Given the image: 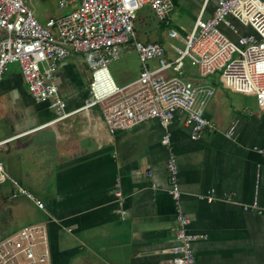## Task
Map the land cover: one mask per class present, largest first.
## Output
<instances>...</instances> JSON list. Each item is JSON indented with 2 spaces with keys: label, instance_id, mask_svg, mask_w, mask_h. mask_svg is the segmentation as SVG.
I'll list each match as a JSON object with an SVG mask.
<instances>
[{
  "label": "crops",
  "instance_id": "crops-1",
  "mask_svg": "<svg viewBox=\"0 0 264 264\" xmlns=\"http://www.w3.org/2000/svg\"><path fill=\"white\" fill-rule=\"evenodd\" d=\"M172 1L185 36L190 30L181 21L195 22L201 12L210 17L218 0ZM160 36L154 40L164 43ZM138 76L116 85L126 86ZM183 76L201 81L189 69ZM91 80L83 55L72 53L59 63L55 82L73 113L52 121L54 110L34 99L20 65H7L0 82V140L14 138L0 151V159L10 175L46 204L44 211L29 199L34 206L23 225L7 234L47 221L52 264H171L177 220L167 162L173 153L182 208L191 218L189 231L202 235L193 242L197 263L264 264V213L244 207L257 200L264 208V154L254 149L264 147V112L256 100H239L232 108L214 78L217 89L206 111L216 132L194 140L177 114L168 127L152 118L111 134L101 105L84 108ZM231 126L234 138L224 132ZM167 131L169 145L163 143ZM117 182L125 197L124 216L114 194ZM199 194L215 198L208 201ZM5 198H11L10 188L1 186L0 201Z\"/></svg>",
  "mask_w": 264,
  "mask_h": 264
},
{
  "label": "built area",
  "instance_id": "built-area-1",
  "mask_svg": "<svg viewBox=\"0 0 264 264\" xmlns=\"http://www.w3.org/2000/svg\"><path fill=\"white\" fill-rule=\"evenodd\" d=\"M58 5L68 12L42 22L32 8V0H0V82L7 65L17 62L34 99L54 110L52 121L73 113L67 110L55 82L59 63L72 53L83 55L92 70L90 97L84 108L101 105L111 134L152 118L168 127L177 114L183 117L194 140L206 131L216 132L218 127L206 109L217 89L212 76L218 73L223 88L253 94L264 112V0H218L212 15L204 18L201 12L185 36L170 25L172 0H60ZM146 5L157 20L170 25V37L182 38L184 47L172 45L174 56L168 55L162 41L139 38L134 18ZM223 27L237 38L232 39ZM246 27L251 30L245 31ZM129 46L137 51L141 70L135 80L119 87L109 65ZM186 58L197 67L201 81L183 76ZM152 61L156 65L151 66ZM224 132L234 138L235 126ZM170 136L167 131L164 144H170ZM13 138L0 140V151ZM254 149L264 154V147ZM167 169L177 220L170 263L198 264L193 242L202 235L189 231L191 218L182 208L179 167L173 153ZM7 184L11 198L25 196L46 211L45 202L10 175L0 159V187ZM114 194L124 216L125 197L119 182ZM199 196L208 201L215 198L212 194ZM244 207L264 213L257 200ZM0 264H52L47 221L26 224L0 237Z\"/></svg>",
  "mask_w": 264,
  "mask_h": 264
},
{
  "label": "rangeland",
  "instance_id": "rangeland-1",
  "mask_svg": "<svg viewBox=\"0 0 264 264\" xmlns=\"http://www.w3.org/2000/svg\"><path fill=\"white\" fill-rule=\"evenodd\" d=\"M59 1L60 0H35V14L36 16L42 21V18H46L51 16H56L61 13L68 12V8H60L59 7ZM138 15L137 19L135 20V29L139 36V38L143 41L145 40H154L160 37L164 39V45L171 54H175V51L169 46L170 43H174L175 45L184 47L183 42H181L180 38L178 37H170L168 35V28L174 27L178 30L179 33H181V27L180 24L176 20L177 18V12L172 11V22L169 26L165 27L164 29H161L160 32V26L157 24L156 19L154 18V15L151 11L150 6L146 5L143 9L139 10L137 13ZM44 21V20H43ZM46 22V21H45ZM182 25L188 29L191 30V28L194 25V21L185 19V21H181ZM222 29L225 30V32L232 38L236 39L237 36L232 32L228 31L226 27H223ZM130 47V48H129ZM126 49L123 50L121 56L119 59L114 60L109 65V70L114 78V81L116 84H120V79L125 78H131L138 76L139 70H140V60L138 57V53L135 50L134 46H129ZM155 61H152L150 63L151 66L152 63ZM183 70H190L194 73V75H197L198 70L195 65L191 63V61L186 58L184 65L182 66ZM214 78H219V73L212 76V80ZM200 79V78H199ZM215 80L213 81V83ZM220 88L223 89V97L229 101V106L234 107L233 104H235L236 101L239 100H245L249 102V104H254L256 97L253 99H250L245 96V94H242L240 92L231 91L223 88L221 84L219 83ZM234 102V103H233ZM257 102V101H256ZM233 103V104H232ZM3 188H10V186L4 185ZM33 204L31 201H29V198L22 197V198H5L0 201V237H3L10 231L12 228L18 227L23 225L24 219L28 216V213L31 212L33 209Z\"/></svg>",
  "mask_w": 264,
  "mask_h": 264
},
{
  "label": "trees",
  "instance_id": "trees-1",
  "mask_svg": "<svg viewBox=\"0 0 264 264\" xmlns=\"http://www.w3.org/2000/svg\"><path fill=\"white\" fill-rule=\"evenodd\" d=\"M153 13V12H152ZM153 15H154V13H153ZM137 17H138V15L136 14V16H135V18H134V22H135V20L137 19ZM154 18L156 19V21H157V24L160 26V30L161 29H164L165 27H167V25L165 24V23H162V22H160L159 20H157V18L155 17V15H154ZM136 30V29H135Z\"/></svg>",
  "mask_w": 264,
  "mask_h": 264
},
{
  "label": "bare ground",
  "instance_id": "bare-ground-1",
  "mask_svg": "<svg viewBox=\"0 0 264 264\" xmlns=\"http://www.w3.org/2000/svg\"><path fill=\"white\" fill-rule=\"evenodd\" d=\"M102 78V77H101ZM106 79V77L105 78H103V80H105ZM108 80H105L104 82H107Z\"/></svg>",
  "mask_w": 264,
  "mask_h": 264
}]
</instances>
